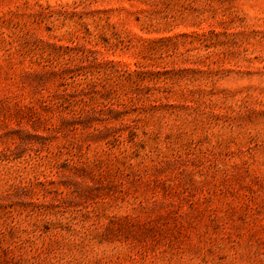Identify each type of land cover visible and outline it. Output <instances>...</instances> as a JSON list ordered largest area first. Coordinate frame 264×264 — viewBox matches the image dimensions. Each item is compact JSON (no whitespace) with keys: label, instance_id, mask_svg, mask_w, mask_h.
Wrapping results in <instances>:
<instances>
[{"label":"rangeland","instance_id":"obj_1","mask_svg":"<svg viewBox=\"0 0 264 264\" xmlns=\"http://www.w3.org/2000/svg\"><path fill=\"white\" fill-rule=\"evenodd\" d=\"M0 264H264V0H0Z\"/></svg>","mask_w":264,"mask_h":264}]
</instances>
